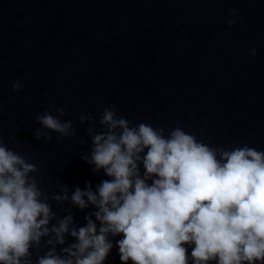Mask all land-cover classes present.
I'll list each match as a JSON object with an SVG mask.
<instances>
[{"label":"water","instance_id":"obj_1","mask_svg":"<svg viewBox=\"0 0 264 264\" xmlns=\"http://www.w3.org/2000/svg\"><path fill=\"white\" fill-rule=\"evenodd\" d=\"M49 96L66 109L60 119L72 121L75 136L35 139L36 116H59ZM109 106L131 126L164 128L165 136L180 127L211 147L264 151V0H0V138L39 169L30 175L56 214L49 229L69 213L70 231L85 226L96 211L73 205L71 195L111 179L82 158L92 147L86 129L103 131ZM82 114L94 123L81 124ZM65 186L69 199L52 200ZM122 238L109 236L104 264H122ZM49 239L62 257L76 242L70 234L63 245L54 233L42 237L31 264L52 249ZM185 247L193 264L194 245Z\"/></svg>","mask_w":264,"mask_h":264},{"label":"clouds","instance_id":"obj_2","mask_svg":"<svg viewBox=\"0 0 264 264\" xmlns=\"http://www.w3.org/2000/svg\"><path fill=\"white\" fill-rule=\"evenodd\" d=\"M228 15H238L237 10ZM12 87L18 92L23 85L17 80ZM48 100L59 116H36L42 127L35 139L51 142V132L61 139L75 136L72 121L60 119L66 109L57 108L50 96ZM85 122L94 123L93 117L82 114L80 123ZM99 123L101 132L86 129L92 147L82 158L111 179L95 191L90 184L75 188L72 204L81 210L93 205L96 211L85 217V226L71 231L70 213L49 229L56 214L30 175L39 169L0 138V264H31L30 249L53 233L56 244L65 243V234L76 242L61 249L67 254L62 257L53 240H47L53 247L37 264H104L113 248L109 236L121 234L122 264H188L185 245H194L193 264H264V151L248 145L211 147L180 127L165 136L164 128L131 126L114 106L104 108ZM61 191L51 199L67 201V187Z\"/></svg>","mask_w":264,"mask_h":264}]
</instances>
